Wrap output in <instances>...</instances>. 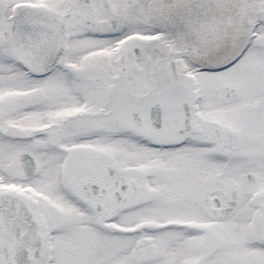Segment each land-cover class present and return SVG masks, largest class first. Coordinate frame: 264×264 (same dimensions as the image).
I'll return each instance as SVG.
<instances>
[{
    "label": "snow or ice",
    "instance_id": "obj_1",
    "mask_svg": "<svg viewBox=\"0 0 264 264\" xmlns=\"http://www.w3.org/2000/svg\"><path fill=\"white\" fill-rule=\"evenodd\" d=\"M0 264H264V0H0Z\"/></svg>",
    "mask_w": 264,
    "mask_h": 264
}]
</instances>
